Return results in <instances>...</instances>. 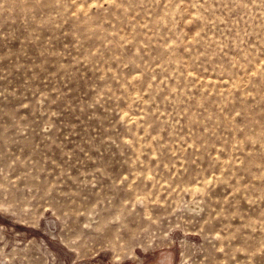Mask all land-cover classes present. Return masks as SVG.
Here are the masks:
<instances>
[{"label":"rangeland","instance_id":"rangeland-1","mask_svg":"<svg viewBox=\"0 0 264 264\" xmlns=\"http://www.w3.org/2000/svg\"><path fill=\"white\" fill-rule=\"evenodd\" d=\"M0 264H264V0H0Z\"/></svg>","mask_w":264,"mask_h":264}]
</instances>
